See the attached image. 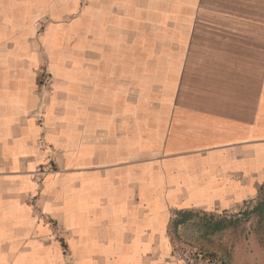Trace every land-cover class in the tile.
I'll list each match as a JSON object with an SVG mask.
<instances>
[{"label": "crops", "instance_id": "0c3cea01", "mask_svg": "<svg viewBox=\"0 0 264 264\" xmlns=\"http://www.w3.org/2000/svg\"><path fill=\"white\" fill-rule=\"evenodd\" d=\"M263 183L264 0H0V264H182Z\"/></svg>", "mask_w": 264, "mask_h": 264}, {"label": "rangeland", "instance_id": "374dc122", "mask_svg": "<svg viewBox=\"0 0 264 264\" xmlns=\"http://www.w3.org/2000/svg\"><path fill=\"white\" fill-rule=\"evenodd\" d=\"M194 211L192 220L175 234L177 245L210 252L227 264H264V183L256 197L235 210ZM220 221L225 226L215 234L214 224Z\"/></svg>", "mask_w": 264, "mask_h": 264}, {"label": "built area", "instance_id": "2783aa9c", "mask_svg": "<svg viewBox=\"0 0 264 264\" xmlns=\"http://www.w3.org/2000/svg\"><path fill=\"white\" fill-rule=\"evenodd\" d=\"M174 255L182 264H227L210 252L177 244L174 248Z\"/></svg>", "mask_w": 264, "mask_h": 264}, {"label": "trees", "instance_id": "16d2710c", "mask_svg": "<svg viewBox=\"0 0 264 264\" xmlns=\"http://www.w3.org/2000/svg\"><path fill=\"white\" fill-rule=\"evenodd\" d=\"M189 214H190V213H189ZM189 214H188V213H185L184 217H183L182 219H180V220H176L175 223H176V224H179V223H181V222L187 220V219L190 217ZM224 226H225V225H224V223H223L222 221L217 222V224H214L213 230H215V231H216V230H221Z\"/></svg>", "mask_w": 264, "mask_h": 264}]
</instances>
